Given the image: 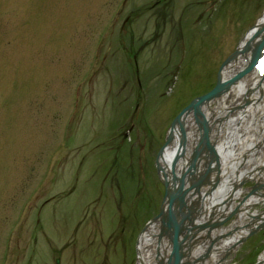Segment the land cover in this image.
<instances>
[{
    "label": "rangeland",
    "instance_id": "rangeland-1",
    "mask_svg": "<svg viewBox=\"0 0 264 264\" xmlns=\"http://www.w3.org/2000/svg\"><path fill=\"white\" fill-rule=\"evenodd\" d=\"M263 13L264 0H0V264H136L169 126ZM205 241L197 264L219 246ZM263 254L264 228L224 264Z\"/></svg>",
    "mask_w": 264,
    "mask_h": 264
},
{
    "label": "bare ground",
    "instance_id": "bare-ground-1",
    "mask_svg": "<svg viewBox=\"0 0 264 264\" xmlns=\"http://www.w3.org/2000/svg\"><path fill=\"white\" fill-rule=\"evenodd\" d=\"M262 24L257 23L243 37L239 44V49L253 37L257 29H261ZM239 65H241V61ZM238 68L236 67L235 70ZM230 70L231 68L226 69V73L223 74L225 79L229 77ZM259 78L256 74H249L241 83L230 86L214 102L216 105L214 108L208 107L204 110L207 115V120H209L208 125L213 129L214 136L212 137V143L220 160V171L218 170V174H220V185L217 191L215 190L209 195H202V193L200 195L201 202L197 209L199 214L195 220V225L197 223H203L207 217L211 218H209L207 227L195 231V233L189 235L187 240L183 242L184 259L186 260L188 257L187 263L197 264L196 260L199 256L204 257L207 255L203 252L202 243L208 239L210 242H213L211 247H214V244L219 245L210 250L213 254L208 257V263L224 264L229 254L228 250H233L237 241L242 239L253 228L252 226H255L259 221H261L260 223H264L262 222L264 220V212H255L254 214L249 212L251 208L264 205V193L252 194V196L244 198L242 196L245 191L241 190V188L238 187L233 190V186H237L244 179L264 184V173H260L261 166L259 164H254V166L246 168V164L251 161L250 157L253 156L256 150H261L264 157V82H259ZM260 98L263 100V104L258 103ZM235 109H238V113L230 117L227 112ZM191 122L192 120L189 116L188 125L192 128ZM258 130L261 131L260 134H257ZM167 154L163 152L159 157V165L163 173L170 178L168 173L169 157ZM240 154L246 155L247 159H240ZM262 163H264V159ZM242 167L246 169L242 170ZM255 167L256 169L251 171ZM234 169L238 171L236 172L237 175L235 178ZM233 214L237 215V221L232 222V226L229 227V229L232 228L230 231L226 228L214 232L216 226H221ZM252 217L260 218L254 220L253 222L255 223H250ZM248 219L251 221L246 226L245 221ZM235 227L240 230L238 234L233 235L230 239L219 241L223 236L222 234L230 232V235ZM157 231V225H153L141 238L139 242V261L137 264H157L155 254L157 238L154 236L158 233ZM169 251L170 247L168 242L163 240L159 247L160 258L166 259ZM258 261V264H264V254L260 256ZM203 262L207 264L204 259L202 260Z\"/></svg>",
    "mask_w": 264,
    "mask_h": 264
},
{
    "label": "water",
    "instance_id": "water-1",
    "mask_svg": "<svg viewBox=\"0 0 264 264\" xmlns=\"http://www.w3.org/2000/svg\"><path fill=\"white\" fill-rule=\"evenodd\" d=\"M261 31L256 32L253 37L245 42L244 46L241 49H237L220 67L219 73L217 75V80L214 88L208 92L207 94L198 97L195 99L190 105H188L181 113L176 117V119L173 121L171 128H174L175 125L178 126L180 132H181V144H179V152L176 154V156L173 159V162L171 164V167L169 170V175L172 178V182L175 183L177 186L174 190H171L169 187V183L166 179L165 174L163 173L161 166L159 165V162H157V173L163 177V185L165 188V195L163 199V203L160 209V212L158 215H156L154 218H152L149 222V225L152 224H157L158 225V233L154 235L157 240H156V247H155V254L157 257V264H191L187 263L188 257L185 260L184 256L185 253L183 251L184 246L183 242L187 240L188 236L195 233V231H199L201 229H204L208 225V221L206 223H202L199 225L194 224V219H195V214L198 213L197 207L200 205L201 198L199 196V190H200V185L201 184H207L210 188L206 192V194H211L216 186V181H218V166H219V157L213 148V145L209 143V127L208 124L205 120L203 112L200 110L201 106L203 104H208L211 101H214L218 97H220L224 92L227 91V89L232 86L233 84L238 83L242 77H244L246 74L251 72L259 63L262 50L264 48V23L261 26ZM263 33V34H262ZM262 34L261 41L259 43H256L254 46V49H252V41H254L259 35ZM248 50L252 51L251 59L249 64L242 70L238 71L236 74H234L231 78L223 80L221 77V70L225 65H227L229 62L232 60L236 59L240 54L244 55ZM193 111L194 113V118L196 123H198L201 127L202 130V136L200 138L199 146L195 148V151L192 155L191 160L189 161L188 166L185 168L183 171V174L181 178H177L175 176L174 172V164L179 159V155H183V147L185 145V136H184V131H183V118L185 114L189 111ZM169 142L171 138L169 137ZM163 148L160 150L159 155L161 156ZM205 152L204 154H209L210 157V162L207 166L206 170H203V174H199L197 172L196 164L198 162L199 157L201 154ZM215 163L216 167L215 169L212 168L211 163ZM216 171V178H215V183L211 182L208 180L209 174L212 171ZM198 173V174H196ZM200 180L196 182L198 177ZM192 180V184L190 188L187 190H183V185L186 183V181ZM246 180H242L237 186H233V190L237 189L240 185L245 183ZM262 189L264 190V185L258 187V188H253L251 192L248 194H257V190ZM195 192V197L196 200H191L192 206L190 209L187 206V202L185 201V197L188 193V191ZM232 190V191H233ZM246 198V197H245ZM196 208V209H195ZM234 213V211H233ZM259 216V215H258ZM260 217H252L251 220H258ZM251 221V222H252ZM259 221L252 229H250V233L248 234L249 236L251 235L252 232H256L262 228H264V223H260ZM264 222V220H262ZM250 226V225H249ZM204 227V228H203ZM217 227V226H216ZM166 241L169 244L170 251L166 257V259H161L160 254H159V247L162 243V241ZM211 247V245L208 246V250ZM229 251V250H228ZM207 254V252L205 253ZM207 256V255H206ZM200 259L197 258V260ZM139 261V249L137 247V260L136 264ZM259 261H257L256 264H258ZM56 264H59V260L56 259Z\"/></svg>",
    "mask_w": 264,
    "mask_h": 264
}]
</instances>
